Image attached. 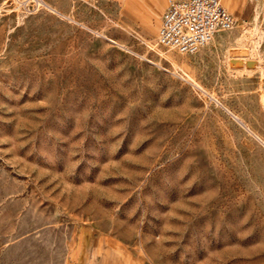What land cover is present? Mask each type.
<instances>
[{
	"label": "rangeland",
	"instance_id": "obj_1",
	"mask_svg": "<svg viewBox=\"0 0 264 264\" xmlns=\"http://www.w3.org/2000/svg\"><path fill=\"white\" fill-rule=\"evenodd\" d=\"M167 1L0 0V264H264V0Z\"/></svg>",
	"mask_w": 264,
	"mask_h": 264
},
{
	"label": "built area",
	"instance_id": "obj_2",
	"mask_svg": "<svg viewBox=\"0 0 264 264\" xmlns=\"http://www.w3.org/2000/svg\"><path fill=\"white\" fill-rule=\"evenodd\" d=\"M236 24V16L223 0H168L157 43L181 53H194Z\"/></svg>",
	"mask_w": 264,
	"mask_h": 264
}]
</instances>
